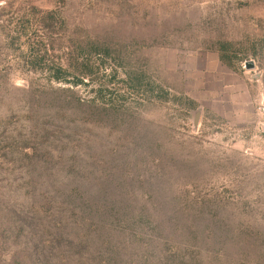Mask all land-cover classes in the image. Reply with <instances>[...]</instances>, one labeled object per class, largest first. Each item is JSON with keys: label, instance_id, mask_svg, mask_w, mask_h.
I'll return each mask as SVG.
<instances>
[{"label": "rangeland", "instance_id": "1", "mask_svg": "<svg viewBox=\"0 0 264 264\" xmlns=\"http://www.w3.org/2000/svg\"><path fill=\"white\" fill-rule=\"evenodd\" d=\"M262 98L264 0H0V264H264Z\"/></svg>", "mask_w": 264, "mask_h": 264}, {"label": "built area", "instance_id": "2", "mask_svg": "<svg viewBox=\"0 0 264 264\" xmlns=\"http://www.w3.org/2000/svg\"><path fill=\"white\" fill-rule=\"evenodd\" d=\"M256 112H257V121H258V126L259 128L263 129L264 128V98H262L256 107Z\"/></svg>", "mask_w": 264, "mask_h": 264}, {"label": "water", "instance_id": "3", "mask_svg": "<svg viewBox=\"0 0 264 264\" xmlns=\"http://www.w3.org/2000/svg\"><path fill=\"white\" fill-rule=\"evenodd\" d=\"M248 67H249V68H251V67H252V65H251V64H249V65H248ZM262 130H263V132H264V128H263Z\"/></svg>", "mask_w": 264, "mask_h": 264}]
</instances>
